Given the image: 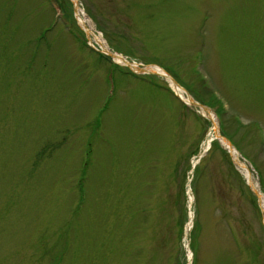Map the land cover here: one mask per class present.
<instances>
[{"label":"rangeland","instance_id":"obj_1","mask_svg":"<svg viewBox=\"0 0 264 264\" xmlns=\"http://www.w3.org/2000/svg\"><path fill=\"white\" fill-rule=\"evenodd\" d=\"M63 2L127 63L72 25L43 35L46 0H0V264H264L263 0H79L85 28ZM161 70L262 193L202 151L213 123Z\"/></svg>","mask_w":264,"mask_h":264},{"label":"bare ground","instance_id":"obj_2","mask_svg":"<svg viewBox=\"0 0 264 264\" xmlns=\"http://www.w3.org/2000/svg\"><path fill=\"white\" fill-rule=\"evenodd\" d=\"M76 1V0H74ZM81 14H84V12H82V10L77 12L78 17H80V20L82 22L83 27L85 28L87 25V21L85 20L86 17H83L84 15L81 16ZM88 31L90 32V35L93 36L95 38V42L98 45H101L104 50L108 53H111L108 48L102 43L101 39H99L98 37H95L94 35H92V31H90V29H88ZM118 59L122 60V62L125 64V60L122 59L121 56H118ZM155 71H158V69L153 68ZM162 75H165V72H163L162 70L160 71ZM175 91L179 93V95L186 101V102H190V97L189 95L181 88L179 87H174ZM206 116L208 117V119L211 122L215 123V116L212 113H208L206 114ZM219 138L220 142L228 149V151L230 152V154L232 155V157L234 158V160L237 162V164L239 165L240 169L242 170L243 174L245 175L246 179L248 180L249 184L252 185V187L254 188V190L256 192L260 191V187L259 185L256 183V181L254 180L253 176L251 175V171L249 170V168L239 160L238 158V154L236 153V151L228 144V142L222 138L219 137L218 135V130L217 127H214L213 131H211V133L208 135V138L206 140V146H205V151H207L211 145L212 142L214 141V139ZM261 193V191H260ZM259 198H260V202H264V196L262 194H259Z\"/></svg>","mask_w":264,"mask_h":264},{"label":"trees","instance_id":"obj_3","mask_svg":"<svg viewBox=\"0 0 264 264\" xmlns=\"http://www.w3.org/2000/svg\"><path fill=\"white\" fill-rule=\"evenodd\" d=\"M62 1H63V0H62ZM263 2H264V0H263ZM63 3H64L63 5H64L65 9L68 10V8H67L66 5H65V2H63ZM68 11H69V10H68ZM69 14H70V12L68 13V15H69ZM208 104H210V103H208ZM81 185H83V182H82V181H81ZM76 210H77V209H76ZM178 264H179V263H178Z\"/></svg>","mask_w":264,"mask_h":264}]
</instances>
